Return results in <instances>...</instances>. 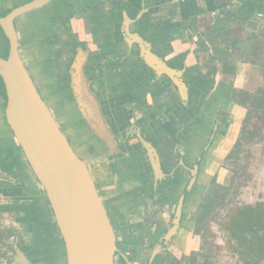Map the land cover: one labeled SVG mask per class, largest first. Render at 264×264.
Segmentation results:
<instances>
[{"label":"flooded vegetation","instance_id":"flooded-vegetation-1","mask_svg":"<svg viewBox=\"0 0 264 264\" xmlns=\"http://www.w3.org/2000/svg\"><path fill=\"white\" fill-rule=\"evenodd\" d=\"M34 1L37 0H0V19H4L11 11ZM70 1L72 0H51L43 7L17 17L14 20V27L18 36L20 53L22 45L30 40L36 41V37L42 36L45 37V43L51 42L53 33L47 30L46 22L47 25L51 24L62 31L58 41L61 42L64 53H68V59L61 63L62 96H72L75 100L78 111L75 115H79L78 122L71 119L65 124L64 115H59L64 112L55 110V104L51 103L54 101L51 95L44 92L37 84L30 66L26 63L25 66L75 153L88 166L101 197L102 189L95 173L102 170L104 164H111L112 169L116 167L120 171L118 169L120 160L126 165L124 169H127L126 181L129 185L136 180L133 173L137 170L143 176L144 183L147 181L151 185L148 193H151L160 207L157 217L161 222L157 227L158 252L150 257L152 264H198L199 255L204 248L205 229L209 228L213 222V216L227 205L229 201L227 198L233 193L235 178L239 175L236 166L240 158L239 155L236 157L237 153L234 149L243 143L242 136L239 134L240 136H234L231 140L229 132L223 133V131L225 125L229 126V122L242 124L237 118L233 119L234 113L235 116L238 113L241 115L249 108L254 110L255 108L250 102H244L242 99L238 101V91L245 89L235 83L238 60L234 58V53L242 45L237 33L249 29L255 30L259 18L264 17V0H238V3L226 1L223 7L206 14L205 20L202 21L203 32L201 33L206 45L204 44L202 49H195L197 62H193V58L189 62L188 57L185 56L183 60L180 57L177 58L175 64L153 47L140 22L141 19H132L128 15L125 7L132 0H89L86 5L87 12H78L77 24L71 22L69 17L73 12L69 7ZM138 1L142 4L147 3L146 0ZM233 8H237V16L228 18L229 9ZM143 11H145L144 8ZM217 13L220 15L216 16ZM220 20L227 24L231 21L235 22L234 27L230 28L225 23L226 27H229L227 29L223 26L224 24L221 25ZM71 30H74V38H69L67 35ZM25 37L29 40H25ZM114 51L117 54H114ZM8 53L9 40L0 24V58L6 59ZM21 56H24L23 52ZM151 58L160 61L175 72L176 78L165 74L161 67H156V64L152 65ZM114 65H119L118 71L114 70ZM106 68L110 69L109 73L112 75H125V77L129 73H124L127 69L140 70L135 71V73L142 72L138 77V83H140L138 86L139 88L145 86L153 93V96L148 100L147 97H141L140 92L135 94V102L131 106L128 107L127 104L122 103L125 107L116 108L119 112L121 111L120 114H127L128 118H134L125 130L119 133L114 132L119 149L115 157L109 155L108 160L104 161V144L90 131V139L97 140L100 144L90 141L95 158L98 160V162L90 163L84 151L80 149L82 145L79 147L76 141L77 135L73 136L82 130L81 120L88 125V120L82 112L83 106L80 105L83 103L78 101L82 98L80 97L82 93L78 94L76 90L86 89L87 92H91L102 109L104 104L100 102L97 84L101 81L99 75ZM121 82L123 80H120ZM125 84L119 88L121 101L124 96H127L125 90L132 86L128 79ZM142 93L145 92L142 91ZM0 98L4 101L5 107L7 96L1 77ZM213 99L231 105L228 106L229 108H220L219 112L214 113L211 118L207 108ZM233 108L236 111H232ZM0 115H3L6 135L12 141L8 149L3 150L0 139V186L3 182L14 184V186L17 184L15 180L17 173L12 172L11 176L5 175L2 164L6 158L9 159V164L13 161L14 153L20 152L35 182L45 193L7 124L4 109L3 114ZM226 117L229 118L225 119ZM229 142L232 143L231 148L228 146ZM224 172L227 176L232 173V178L227 180L226 176L225 183L219 182L217 176ZM22 180H25L24 177ZM1 195L0 191V199ZM17 195L18 203L13 201L14 205L10 206L13 210L9 211L0 205V264H52L53 252L47 244L49 239L53 240L55 236H58V239L53 241L64 254V264H68L65 242L56 224L46 193L44 200H46V208L50 211L48 214L51 215L55 229L48 226L47 230L37 233L33 244H26L23 237L24 228H22V221L26 219V209L32 204L23 203L21 191H18ZM102 199L105 203L103 197ZM14 210L19 213V218H12L17 222L10 221V213ZM21 214L22 217H20ZM108 215L110 217L109 212ZM110 219L117 239L116 264V259L121 253V242L118 240L115 224L111 217ZM251 229L255 235L257 229ZM190 237L194 239L190 240ZM196 237L199 241L198 247H196ZM185 238L190 240L187 247L190 246L192 249L183 250L180 253V249L185 248L180 245Z\"/></svg>","mask_w":264,"mask_h":264},{"label":"crops","instance_id":"crops-1","mask_svg":"<svg viewBox=\"0 0 264 264\" xmlns=\"http://www.w3.org/2000/svg\"><path fill=\"white\" fill-rule=\"evenodd\" d=\"M87 1L89 0H72L69 2L70 10L73 11L69 16L71 22L77 24L76 16L78 12H87ZM226 1L238 3V0H146L147 3L142 4L140 3L141 1L132 0L129 5H126L125 9L132 19H141L140 22L153 47L169 61L175 64L177 58L180 57L183 60L186 56L189 62L193 58L192 61L196 63L195 49H202L204 44L206 45L205 39L201 37V33L203 32L202 21L205 20L206 14L223 7ZM143 8L145 11H143ZM229 10L230 16L227 14L228 18L237 16V8ZM219 15L220 13H217L216 16ZM220 23L221 25L224 24V27L227 25L230 28H233L235 24V22L231 21L230 24L225 22V25L221 20ZM47 24L46 22L47 30L53 33L50 38L51 42L45 43V37L42 36L36 37V41L31 42L30 40V42H25L21 47V53L23 52L24 54L22 56L23 61L30 66L34 78L41 89L51 95L54 100L53 103H55V110H62L64 112L59 115H64L65 124L67 121H71V119H75L78 122L79 115L76 116L78 111L75 100H73L72 96H62L63 91L60 84L62 79L60 77L62 71L61 65L65 59H68V53H64L61 42L58 41L61 38L62 31L51 24H49L50 26ZM226 28L228 29L229 27ZM73 33L74 30H71L70 33L68 32V37L74 38ZM25 40L28 41L29 39L25 37ZM95 48L97 51V47ZM114 54H117V52L114 51ZM131 63L133 64V62ZM118 67L119 65H114V70L118 71ZM109 71L110 69L107 70V68L103 70L101 75H99L101 81L97 84L100 102L104 104L102 109L98 106L99 101L93 97L91 92H87L86 89L76 90V93H82L80 95L82 98L77 100L79 102L82 101L85 108L90 109L89 112L91 114H89L90 122L88 121V125L85 124L84 120H81L80 126H82V130L73 136L77 135L78 139L76 141L79 147L82 145L80 149L84 151L90 163L98 162L92 146V142H98L97 140L93 141L90 139V133L92 132L94 136L100 138L103 142L105 147L103 148L105 151L103 153L104 161L108 160L109 155H118L119 149L114 132L119 133L125 130L134 117L128 118L127 114H120L121 111L119 112L116 108L125 107L122 103L127 104L128 107L131 106L135 102V94L140 92L141 97H147L148 100L149 97L153 96V93L148 91L145 86L139 88L138 77L142 72H137V74L135 71L140 70H135L134 68L125 70L124 73L129 72L127 77L125 75H112ZM127 79L130 80L132 86L125 90L127 98L124 96L123 101H121L122 99H119V95L121 94L119 88L121 85H126ZM120 80H123V82L120 83ZM142 91L145 93H142ZM224 104L221 100H211L207 108L210 114L208 112L207 114L211 115L210 117L212 118L213 114L219 112L220 108H229L228 106L231 105L229 103L228 105ZM3 109L4 101L0 98V114H3ZM102 110L104 111L102 112ZM232 111H236L235 108ZM206 117L210 118L207 115ZM4 127L3 115H0V139L4 147L3 150H6L12 141L6 135ZM12 159L13 161H10L8 164L9 159L6 158L4 164H2V169L5 175L8 176H11L12 172L17 173L15 177L17 184L14 186V184L3 182L0 186V191L2 192L0 205L9 209V211L13 210L10 206L14 205L13 201L18 203L16 200L18 197L17 192L21 191L23 193V197H21L23 203L32 204L26 209V219L22 221V228H24L23 237L26 240V244H33V239L37 238V233L43 232L48 228L51 215H49L50 211L46 206L38 208L39 210L37 209L36 204L39 201H37L36 193L39 194L38 199L41 204L46 205V200H44L45 193L35 182V178L31 174L22 154L16 152ZM118 163L120 171L116 167L112 169L111 164H104L102 170L95 173L99 186L102 189V197L115 224L118 240L121 242V253L116 259V264H152V258L150 259V257L152 254L155 255L158 252L157 241L159 238L157 227L161 222L158 220L157 213L160 207L154 201L151 193H148L151 185L147 181L144 183L141 173L138 170L134 173L132 172L133 176H136V180L129 185L126 181L128 173L125 171L127 169H124L126 165L122 160ZM22 177L25 180H22ZM10 214V221L17 222L12 218H19V213L14 210Z\"/></svg>","mask_w":264,"mask_h":264},{"label":"water","instance_id":"water-1","mask_svg":"<svg viewBox=\"0 0 264 264\" xmlns=\"http://www.w3.org/2000/svg\"><path fill=\"white\" fill-rule=\"evenodd\" d=\"M49 1H34L0 19L9 40L8 57L0 58L7 96L4 116L51 204L68 264H115L117 239L106 205L88 166L75 153L40 95L19 50L14 20ZM151 64L176 78L160 61L151 58ZM80 105L90 122V109Z\"/></svg>","mask_w":264,"mask_h":264},{"label":"rangeland","instance_id":"rangeland-1","mask_svg":"<svg viewBox=\"0 0 264 264\" xmlns=\"http://www.w3.org/2000/svg\"><path fill=\"white\" fill-rule=\"evenodd\" d=\"M255 26V30L237 33L242 45L234 53V58L238 60L235 83L245 89L238 91V101L242 99L251 104L254 97L264 92V17L259 18ZM232 117L242 124L229 122L223 133L229 132L231 140L234 136H242L243 143L234 149L236 157L239 155L240 158L238 168L237 162L234 164L239 175L235 178L227 205L213 216V222L205 229L204 248L198 264H264V116L261 111L249 108L241 115L238 113L235 116L234 113ZM228 146L231 148L232 143L229 142ZM231 174L221 173L217 179L225 183L226 176L229 180ZM36 196L39 201L37 208L47 206L41 204L39 194L36 193ZM49 226L55 229L52 218ZM251 228L257 229L255 235ZM53 240L49 239L47 244L53 252L52 264H64V254ZM190 240H182L180 245L185 248L180 249V253L192 249L187 247ZM195 242L198 247L197 237Z\"/></svg>","mask_w":264,"mask_h":264},{"label":"trees","instance_id":"trees-1","mask_svg":"<svg viewBox=\"0 0 264 264\" xmlns=\"http://www.w3.org/2000/svg\"><path fill=\"white\" fill-rule=\"evenodd\" d=\"M251 99V98H248ZM248 102V101H247ZM252 106L255 108V112L261 111L264 116V92L259 94L253 99Z\"/></svg>","mask_w":264,"mask_h":264}]
</instances>
